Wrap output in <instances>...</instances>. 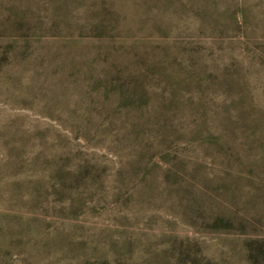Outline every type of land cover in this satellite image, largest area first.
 <instances>
[{
  "label": "rangeland",
  "instance_id": "rangeland-1",
  "mask_svg": "<svg viewBox=\"0 0 264 264\" xmlns=\"http://www.w3.org/2000/svg\"><path fill=\"white\" fill-rule=\"evenodd\" d=\"M0 264H264V0H0Z\"/></svg>",
  "mask_w": 264,
  "mask_h": 264
}]
</instances>
